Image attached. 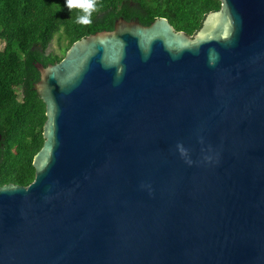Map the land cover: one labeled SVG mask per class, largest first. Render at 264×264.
Wrapping results in <instances>:
<instances>
[{
	"label": "water",
	"instance_id": "obj_1",
	"mask_svg": "<svg viewBox=\"0 0 264 264\" xmlns=\"http://www.w3.org/2000/svg\"><path fill=\"white\" fill-rule=\"evenodd\" d=\"M221 1L195 36L119 18L36 64L45 142L0 186V264H264V0Z\"/></svg>",
	"mask_w": 264,
	"mask_h": 264
},
{
	"label": "trees",
	"instance_id": "obj_2",
	"mask_svg": "<svg viewBox=\"0 0 264 264\" xmlns=\"http://www.w3.org/2000/svg\"><path fill=\"white\" fill-rule=\"evenodd\" d=\"M90 24L76 22L80 9L64 0H0V186H28L36 176L34 158L44 145L46 105L34 89L37 63L60 62L78 40L114 30L117 19L148 26L166 18L176 31L195 36L221 0H93ZM58 38L61 52L50 50Z\"/></svg>",
	"mask_w": 264,
	"mask_h": 264
},
{
	"label": "clouds",
	"instance_id": "obj_3",
	"mask_svg": "<svg viewBox=\"0 0 264 264\" xmlns=\"http://www.w3.org/2000/svg\"><path fill=\"white\" fill-rule=\"evenodd\" d=\"M65 7L69 10L73 8L80 9L81 14H78L76 17V22L80 24H90L91 23V14L95 8L93 0H64ZM181 151L183 149L181 148Z\"/></svg>",
	"mask_w": 264,
	"mask_h": 264
},
{
	"label": "rangeland",
	"instance_id": "obj_4",
	"mask_svg": "<svg viewBox=\"0 0 264 264\" xmlns=\"http://www.w3.org/2000/svg\"><path fill=\"white\" fill-rule=\"evenodd\" d=\"M63 44H65V41H61L56 38L53 43L50 46V50H55L56 52H61V47L63 46ZM4 42L2 40H0V49H2L4 47Z\"/></svg>",
	"mask_w": 264,
	"mask_h": 264
}]
</instances>
